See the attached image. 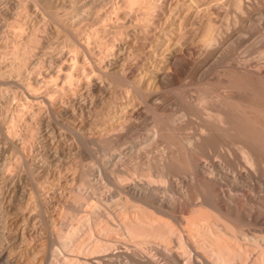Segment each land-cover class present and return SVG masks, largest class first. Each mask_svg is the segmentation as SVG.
I'll list each match as a JSON object with an SVG mask.
<instances>
[{"label":"bare ground","instance_id":"bare-ground-1","mask_svg":"<svg viewBox=\"0 0 264 264\" xmlns=\"http://www.w3.org/2000/svg\"><path fill=\"white\" fill-rule=\"evenodd\" d=\"M106 2L104 13L92 0L54 47L16 42L0 72V188L19 179L8 250L32 244L40 264H264V0ZM195 37L206 51L189 59ZM151 50L161 59L147 68ZM94 122L116 132L88 136ZM62 134L72 148L52 150ZM88 157L109 189L87 176ZM10 255L0 261L18 264Z\"/></svg>","mask_w":264,"mask_h":264},{"label":"rangeland","instance_id":"rangeland-1","mask_svg":"<svg viewBox=\"0 0 264 264\" xmlns=\"http://www.w3.org/2000/svg\"><path fill=\"white\" fill-rule=\"evenodd\" d=\"M106 1L107 0H100V2L105 6L101 7L100 9H97L98 11H102L104 13L111 11L110 6L112 4L106 5V3H107ZM91 2H92V0L91 1L90 0H0V72L1 73H9L8 70L10 68V62L13 59L12 54L17 49L16 45H19V44L22 45V47L20 46V48H21L22 53H24L26 48H27V45L29 44V42L31 41V39L34 36H38L42 39V44L38 45L39 47H37L36 50L38 48L39 49H42L43 47L45 48L46 44H47L46 42H48V39H50V38H52L54 43H55V44L54 43L52 44L53 47L58 45L60 43L59 41L64 40L65 36L68 33L67 29H69L73 25V22L76 19V17L78 15H81V14L88 15L86 10L87 9H88V11L92 10L91 8H88L89 7L88 4ZM84 5H86V6H84ZM199 9L203 10L204 6H201ZM77 10H80V12H77ZM75 15H76V17H75ZM195 16H197V13H196V10L194 9L193 13H192V20L198 21V19H196ZM203 20L205 22L206 18H203ZM57 21L62 22L63 25H60V24L58 25ZM61 31H63V32H61ZM222 34H224V31H222ZM248 37H249V41H252L256 37V35L253 34L250 36V33H248L246 35L247 40H248ZM55 38H57L58 40ZM199 38L200 37H197V39H196V37H195L196 43L194 44V46L195 45L198 46L200 53L194 54V55H186L187 58L193 59L196 56L199 57V54H201L202 56L205 54L206 48L198 45L199 41H197V40H199ZM18 41H19V44L16 43ZM249 41H247V43ZM157 47L160 49L161 46L158 45ZM199 47H201L202 49H200ZM243 47L244 46H242L240 48V50H242ZM52 50H53V48L51 50L49 49V51H51V52L48 51V53L51 55H53ZM49 54L48 55L44 54V57H46V56L50 57ZM255 55H256V53L250 55L249 57H252ZM49 57H46V58H49ZM159 59H161V56H159V54H157L155 52H152V50H151L150 54H149V63H148L147 68H149L150 63H153L154 61H157ZM251 63L253 65L256 64V62L254 60H252ZM257 65L258 66L260 65V68L261 67L264 68V62H262V61H260ZM262 70H264V69H262ZM139 79H140V77H139ZM144 80L145 79H142L143 82H144ZM190 94L192 96V94H194V91L190 92ZM193 96H195V95H193ZM120 101L124 102L125 99H120ZM142 106H143L142 102H137L136 107H142ZM131 107L132 106L127 107L130 109V112L134 108V106L132 107V109H131ZM129 109H125V111L129 110ZM191 116H192V118H195V115H192L189 113L186 115V118H190ZM134 119H135V121H138V122H140V121L142 122L144 120L143 118H139V120H137L138 118L132 117V120H134ZM96 123L97 122L92 123V125H90L89 128L86 127L87 130H86V128H84V132L88 133L87 134L88 136L98 137V136H101V134L106 135L105 132H108L107 134H109V131H110V133H113L111 131H114V130H110L111 126L108 127L109 131H106L108 128L107 129H105L104 127L102 128V126L100 124L97 125ZM152 123H153L152 119H150L149 120V126H148L149 128H152V126H153ZM77 124L79 127H82L83 126L82 120H78ZM96 125L98 127H100L101 129L98 128ZM192 127L193 126H190V128L188 127L186 129L187 134H189L193 131ZM91 129H92V131L90 132ZM102 129L103 130L105 129V131H103ZM146 131H147V129L144 130V132H146ZM103 132H104V134H103ZM114 132H116V131H114ZM144 136H146V134H144ZM144 136H142V137H144ZM49 141H50L52 150H56L58 148L60 149V148L64 147L66 150L69 151L74 144V142L73 141L71 142L69 140V138L65 137L64 134L60 135L59 138H57L56 140L51 139ZM129 144H130V142H129ZM129 144L125 143V144L121 145L120 148H118L119 150L118 149L112 150L108 154L107 153L103 154L102 151L99 152V154L101 157H104L103 158L104 159L103 162H104L105 160L109 159L111 153L117 154L120 151V149H123L124 147L129 146ZM142 148H143V145H142ZM106 150H108V149H104V152H106ZM26 154L28 155L29 151H27ZM29 156H31V155H29ZM28 160L30 162H33V158H31V157ZM64 161L66 162L67 159H65ZM132 162H134V160H132ZM132 162H131V164H132ZM84 163L86 164V168L88 169L87 170V176H89L92 179V181H94V178L96 180H98V185L100 186V191H102V190L104 191L105 189L107 190L111 187L109 185L107 186V183L105 184L106 180H105L104 174H101V171H100L102 169V165L99 162H97L96 158L88 157L84 160ZM91 169H94L93 174H92ZM16 171L20 174H23L24 177L27 174L25 166H21V167L17 168ZM76 173L78 175H80L82 173V168L77 170ZM18 181H19V179L15 183H13L7 179L5 181V183L2 184V186L0 188V190L2 192H4V196L0 195V252L2 250H5V251L7 250L9 255L11 254L10 257H14L13 261H14V259L20 260V261L18 260V262H19V263L17 262L18 264H27L28 262H29L28 264H30V263L31 264H37L38 261H39L38 264H40V260H39L40 258H37L38 260H36V259H34L32 254L30 253L32 244H30V246L28 247L27 245H29V243H27V244L26 243H24V244L20 243L17 247L20 250L15 248L13 250L15 252H12L14 255L17 253L16 254L17 257H18V255H20L19 256L20 258L16 259L15 256L10 252V250H8V249H10V248H8L9 247L8 243H10V242L7 243L6 238L3 236L4 233L5 234L9 233V230H7V229L6 230L8 232L4 231L5 230V228H4L5 222L7 220L12 219L13 223H14V227H15V224L17 223V221H16L17 219H15L13 215L7 216V212H6L7 210H5V204H7L8 201H10V196H11L12 191L14 189V185L17 184ZM24 184H25L26 188L30 187V183L28 181L25 180ZM105 186H107V187H105ZM19 202L20 201H17V202L15 201L14 204L12 205L11 209L14 210V208H15L14 211H17V207L19 205L18 204ZM54 204H52V206ZM72 218H73V216H70V215H69V217H67V219L65 220L66 226H68V225H69L68 227L71 226V223H73V220L71 222L70 219H72ZM56 221H58L57 226L60 227L62 225L61 220L57 218ZM14 227L12 229H10L11 233L15 232L16 228H14ZM22 228H24V225ZM24 229H26V227ZM41 230L43 231V229H41ZM41 230H40V233H41ZM22 231H23V229H22ZM43 233L44 232H42V234H41L42 236H43ZM42 236H38V238L40 240L36 239L39 242L35 240L37 242L36 244H38V247L41 246L40 248H43V245L45 244V242H42L44 239ZM40 237H42V238H40ZM35 241L33 243L34 245H36ZM40 242H42L44 244H42ZM117 243L119 245L121 244L120 241H118ZM25 244H26V246H25ZM39 244H41V245H39ZM20 246H21V248L24 247L27 249L22 248L23 249L22 250L20 248ZM21 251H22V253H20ZM28 256H29V260H28ZM32 261H35V262L33 263ZM25 262H27V263H25ZM0 264H4V263L0 261Z\"/></svg>","mask_w":264,"mask_h":264}]
</instances>
